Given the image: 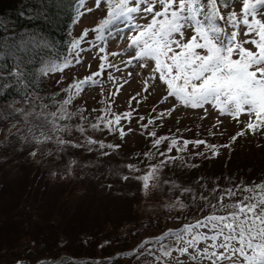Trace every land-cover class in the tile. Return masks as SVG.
Returning a JSON list of instances; mask_svg holds the SVG:
<instances>
[{
    "label": "rangeland",
    "instance_id": "obj_1",
    "mask_svg": "<svg viewBox=\"0 0 264 264\" xmlns=\"http://www.w3.org/2000/svg\"><path fill=\"white\" fill-rule=\"evenodd\" d=\"M80 1L69 53L61 61L45 60L39 70L58 89L47 99L0 104V183L10 185L0 189L1 261L46 264L38 259L40 251H91L85 245L101 237L83 225L93 204L111 222L123 207L125 214L132 208L126 197L103 200L100 207V175H120L129 157L125 147L155 138L159 119L171 120L191 138L210 139L197 142L203 153L220 147L228 154L233 141L240 151L257 145L263 149L255 158L264 156V0H224L222 11L209 0ZM154 165L135 178L147 193L145 210L160 215L153 218L156 227L183 229L157 245L162 251L173 238L172 263L264 264V230L257 226L264 215L245 208L250 217L213 214L196 221L206 204L202 195L188 217L177 215L183 203L160 200L154 192L162 179ZM230 167L238 170L233 161ZM200 168L208 170L202 179L211 185L207 176L216 168L209 163ZM104 183L126 191L116 178ZM107 184L105 192L114 193ZM28 195L23 218L17 212ZM243 198L234 202L239 209ZM225 204L219 198L218 207ZM19 221L15 235L11 227ZM101 242L113 256L125 249Z\"/></svg>",
    "mask_w": 264,
    "mask_h": 264
},
{
    "label": "trees",
    "instance_id": "obj_2",
    "mask_svg": "<svg viewBox=\"0 0 264 264\" xmlns=\"http://www.w3.org/2000/svg\"><path fill=\"white\" fill-rule=\"evenodd\" d=\"M195 1L200 2L201 0ZM209 1L218 11L224 9L220 6L224 0ZM79 2L81 1L0 0V104H7L11 101H31L42 95L47 99L54 89H58L54 84V87H49L43 81V75H39V70L45 60L61 61L69 53L71 25L76 16ZM165 120L156 121L153 131L155 138L144 137L141 141L143 144H136V146L132 144L125 147L129 154L127 160L129 164L123 163L120 175L113 174L115 177H112V174L100 175L98 182L101 183L100 186L103 185L98 193L100 207L103 200L106 203L108 201L111 203L112 200H122L123 197H126L127 200L130 199L129 206H132L127 211L128 214H125L126 207H123V211L117 214L118 219L111 222L105 216L101 218L98 216L97 211L93 208L94 203L91 211L87 213L89 221L85 220L83 223V225L94 227L101 235L98 242L92 241L85 245L86 247L93 246L92 250L82 251V254L77 255L73 253H68V255L62 250L57 254L40 251L38 257L40 261L43 263L45 261L46 264H182V261L171 262V253L176 249L171 240L178 237L183 229L179 226L174 233L176 228L168 227L166 230H162L163 228L156 227L153 218H158L160 215L156 211L145 210L147 193L142 187L141 180L135 178L138 174L142 177L143 168L152 163H155L153 169L158 170L156 173L158 177L162 176L159 186L154 190L159 199H179L185 206L182 212L177 215L188 217L187 210L192 209L193 203L199 202L196 196L202 195L200 201H205L206 204L202 205L196 221L204 220L213 214H219L224 218L232 215L248 216L246 210H250L253 214L254 209L255 215L263 217L264 156L255 158L254 154L263 148L249 145L243 146L240 151L236 150L239 142L230 141L234 143V146L228 154L220 151V147L214 151L207 149L206 153H203L198 150L197 144L202 141L211 143L210 139L201 140V136H198L199 140L197 137L191 138L186 134L185 129L184 132H181L179 131L180 126L172 123L171 120ZM215 141L217 140L215 139ZM230 161L237 164L238 170L230 171ZM205 163L216 168L214 173L207 176L212 179L211 185H207L202 179L206 176L203 172L206 174L208 172V170L204 171L200 168ZM114 178L119 180L121 188L126 191L122 192L115 185L104 183V181ZM106 184L109 187L112 185L116 189L114 193L105 192ZM9 186V184L0 183V189H10ZM23 194L24 192L17 193L19 198ZM28 198L31 197L29 195L24 197L25 200L17 212L23 218L28 209ZM219 198H223L228 204L218 207ZM241 198L245 200L239 209L234 202ZM108 208L107 206L105 209ZM211 208L213 209L209 210ZM252 218H256V216L253 215ZM248 220L252 221L251 218ZM256 221L258 220L253 222ZM118 223L119 225H113ZM158 224L160 223L158 222ZM16 225L20 226V221L13 224L12 231L16 230ZM257 226L260 227L258 229L264 230V219L260 220ZM253 227L250 226L251 230L254 229ZM156 230L159 231L156 232ZM173 233L175 236L169 238L163 250L160 251L159 246L160 243H163L162 239ZM103 240L110 244L125 245V249L120 251L117 256H113L108 250L111 248L101 242ZM153 241L157 244L150 247V243ZM31 243L32 241H29V244ZM158 244L159 246H157ZM103 251L107 252V255H97L98 252L103 253ZM120 256L123 259L119 258ZM125 257L128 258V261L125 260ZM148 258L152 261L150 262ZM104 260L107 261L104 262ZM9 261L0 260V264L20 263L18 260L15 263H9ZM23 261H33V259L24 258Z\"/></svg>",
    "mask_w": 264,
    "mask_h": 264
}]
</instances>
